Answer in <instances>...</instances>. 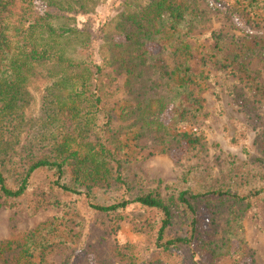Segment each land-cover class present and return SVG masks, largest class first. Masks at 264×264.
<instances>
[{"label": "trees", "instance_id": "obj_1", "mask_svg": "<svg viewBox=\"0 0 264 264\" xmlns=\"http://www.w3.org/2000/svg\"><path fill=\"white\" fill-rule=\"evenodd\" d=\"M102 1L0 0V208L24 200L33 213L56 212L2 240L0 264H51L57 254L61 264H198L204 253L209 264H256L244 222L264 210V82L251 70L264 57V0L126 1L112 31L102 27L97 62L74 15ZM209 7L227 28L212 30ZM217 77L232 81L254 154L194 165L163 196L139 167L180 147L206 157L205 135L188 127ZM228 142L246 143V129ZM125 223L166 258L108 246Z\"/></svg>", "mask_w": 264, "mask_h": 264}, {"label": "rangeland", "instance_id": "obj_2", "mask_svg": "<svg viewBox=\"0 0 264 264\" xmlns=\"http://www.w3.org/2000/svg\"><path fill=\"white\" fill-rule=\"evenodd\" d=\"M126 1L129 0H103L102 3L88 14H75L77 26L89 31L92 39V49L95 53L96 61L99 62L98 52L103 37V26H107L110 32L113 29L115 17L126 8ZM144 2V0H135ZM38 5V4H37ZM40 5H38L39 7ZM204 6H207L204 4ZM208 10L213 18L212 30L227 28V24L221 16L210 7ZM148 49L153 54H157L158 45L149 44ZM251 70L264 82V57H257L253 60ZM123 78L119 84L122 85ZM231 80L217 77L216 81L210 80L203 91L204 99L202 114L194 121L190 130H200L205 135L208 152L205 158L197 159L187 154L185 147H180L168 154H156L140 165V174L150 183V188H158L165 196L164 187L166 184L177 182L180 176L194 165L212 164L216 157L234 156L240 160H245V154H254L253 139L255 131L247 125V119L242 111L232 102L230 95ZM30 114L37 118L39 115V105L37 95L33 93V102L30 107ZM187 128V127H186ZM246 129V143L238 146L230 145L228 140L236 136L241 130ZM187 130V129H184ZM26 137L24 134L23 138ZM218 177L217 171L214 173ZM41 180L37 178V183ZM139 210L131 207L127 213L136 215ZM56 212L54 210L39 211L33 213L28 209L26 202L20 201L14 207L0 208V242L9 239L16 233H24L36 228L39 224L50 220ZM207 217V216H205ZM246 241L248 247L254 252L256 264H264V210L261 206L253 210L246 217L245 222ZM133 243L136 253L143 260L166 258L159 254L153 242L143 233L134 231L132 227L125 223L119 233L109 237L107 245H123ZM198 264H209L212 257L204 253L198 258ZM170 260H173L170 258ZM62 256L57 254L51 259V264H61ZM96 260L89 257L87 262L81 264H95ZM214 264H230L228 256L219 257Z\"/></svg>", "mask_w": 264, "mask_h": 264}]
</instances>
